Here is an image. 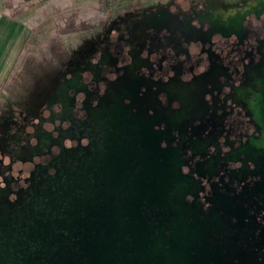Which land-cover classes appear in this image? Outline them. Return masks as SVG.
I'll use <instances>...</instances> for the list:
<instances>
[{
  "label": "flooded vegetation",
  "instance_id": "1",
  "mask_svg": "<svg viewBox=\"0 0 264 264\" xmlns=\"http://www.w3.org/2000/svg\"><path fill=\"white\" fill-rule=\"evenodd\" d=\"M191 5L162 11L142 32L128 29L113 79L103 56L90 69L83 53L68 75L79 74L76 88L86 91L80 113L71 95V111L54 113L58 216L84 220L85 245H72L73 259L63 250L62 264H264V146L253 112L264 96V11L230 32L211 0ZM89 71L92 83L123 93L91 96ZM67 158L81 166L62 172ZM74 227L60 224V248ZM49 239L36 264L53 263Z\"/></svg>",
  "mask_w": 264,
  "mask_h": 264
},
{
  "label": "rangeland",
  "instance_id": "2",
  "mask_svg": "<svg viewBox=\"0 0 264 264\" xmlns=\"http://www.w3.org/2000/svg\"><path fill=\"white\" fill-rule=\"evenodd\" d=\"M194 1H199L200 5L207 2ZM211 1L215 5V19L220 20L230 32L239 27L237 25L250 11L256 14L264 11V0ZM192 2L193 0H84L80 7L67 8L63 17H60L61 23L53 24L50 29L37 27L35 33L38 34V41L35 42V47L29 49L31 52H27L30 57L20 60L15 69L16 77L9 87L21 105L15 103L17 105L12 106V112L9 110L10 114L6 117L11 122L6 129L2 124L4 120L0 123V132L4 129L5 133L0 146V264H36L38 252L48 241H45L46 236L50 237L52 233L54 237L59 236L57 231L61 218L58 214L62 212L58 203L62 201L59 199L62 195L59 196L58 192L64 181L54 168L57 159L55 156L60 151V148L53 145L58 125V121L54 119L58 114L54 113L61 112L62 106L71 111V106L74 105L71 96L75 97L76 111L80 113L86 91L76 88H82V77L79 74L68 76L69 73L77 72L74 68L83 60V54L89 55L85 62L90 69L103 56V63L109 62L103 75L113 79L111 61L113 57L118 60L116 58L120 55L117 51H128L131 43L130 38L127 40L125 36H128V29L142 32L146 22L150 21V25L157 24V14L178 8L187 10ZM55 11L54 5L50 4L47 13ZM46 30L49 35L41 37ZM122 37L126 39L121 41ZM88 38L93 39L87 42L86 46L89 47L78 51L77 45L82 39ZM98 42L100 49L97 48ZM67 51L76 63L69 64L70 56H67ZM75 52L80 54L77 56ZM99 73V69L94 72L98 79ZM91 74L90 71L86 74L91 96L104 93L107 89L108 95L112 97L123 93L121 91L124 90H118L119 87L114 82L92 83ZM51 96L54 97L52 102ZM53 101L58 103L54 105ZM67 127L64 123L62 128ZM40 136L42 139L39 143ZM69 145L70 143L66 146ZM76 165L79 164L67 158V162L62 163L61 171ZM65 190H69L67 185ZM87 196L88 194L83 197Z\"/></svg>",
  "mask_w": 264,
  "mask_h": 264
},
{
  "label": "crops",
  "instance_id": "3",
  "mask_svg": "<svg viewBox=\"0 0 264 264\" xmlns=\"http://www.w3.org/2000/svg\"><path fill=\"white\" fill-rule=\"evenodd\" d=\"M84 0H0V98L9 103L18 100L9 88L15 79L20 60L38 41L37 27L50 29L61 23L60 17L70 6L80 7ZM50 4L55 12L47 13ZM47 32L42 34L46 37ZM11 102V103H12ZM19 104V103H18Z\"/></svg>",
  "mask_w": 264,
  "mask_h": 264
},
{
  "label": "water",
  "instance_id": "4",
  "mask_svg": "<svg viewBox=\"0 0 264 264\" xmlns=\"http://www.w3.org/2000/svg\"><path fill=\"white\" fill-rule=\"evenodd\" d=\"M258 101L259 102H257V105H256L253 112H254V116H255V119H256L258 125L262 128V130H261L262 131V139L261 140H262L263 146H264V96H260L258 98ZM93 208L96 209L95 211L99 210L97 206H94ZM83 221L84 220L78 221L76 218H73V216H71L70 219H67L65 221L64 220L61 221L60 224H62L63 226L64 225H67L69 227L75 226L71 230H69V229L66 230V237H67V241H69V243H68V245H66L67 247H65V248L59 247L60 246L59 240H61L60 235H62L61 230L57 231V229H56V231L59 233V236L54 237V234L53 233L51 234L49 240L51 241V245H52V248L50 249L51 250V256L53 257V263L52 264H62V262H64L63 255L61 256V254H63L62 253L63 250H65L67 252L68 257L72 258L73 255H76L79 252L78 251V252L70 253L72 245L76 244L78 247H81V246L83 247L85 245L84 240L82 239V235H81V234H83V230H82L83 225L81 224V222H83ZM76 226L81 228V229H77ZM70 243H72V244H70Z\"/></svg>",
  "mask_w": 264,
  "mask_h": 264
},
{
  "label": "trees",
  "instance_id": "5",
  "mask_svg": "<svg viewBox=\"0 0 264 264\" xmlns=\"http://www.w3.org/2000/svg\"><path fill=\"white\" fill-rule=\"evenodd\" d=\"M5 98V97H3ZM3 98H0V123L6 118V116H9V110L12 108V103L8 101H4ZM12 112V109L11 111ZM4 122V121H3ZM4 138L0 137V146H2V141Z\"/></svg>",
  "mask_w": 264,
  "mask_h": 264
},
{
  "label": "bare ground",
  "instance_id": "6",
  "mask_svg": "<svg viewBox=\"0 0 264 264\" xmlns=\"http://www.w3.org/2000/svg\"><path fill=\"white\" fill-rule=\"evenodd\" d=\"M250 89V88H249ZM262 96V95H261ZM262 99V98H261ZM191 181V180H190ZM188 187V186H187ZM187 189V188H186ZM199 233V232H198ZM196 234V233H195ZM197 235V234H196ZM175 259H177V258H175ZM176 264V263H175Z\"/></svg>",
  "mask_w": 264,
  "mask_h": 264
}]
</instances>
